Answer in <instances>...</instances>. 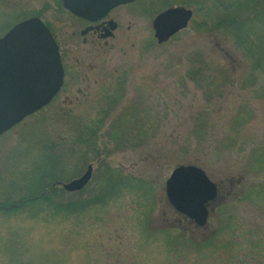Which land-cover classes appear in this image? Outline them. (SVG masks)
<instances>
[{
  "label": "rangeland",
  "instance_id": "rangeland-1",
  "mask_svg": "<svg viewBox=\"0 0 264 264\" xmlns=\"http://www.w3.org/2000/svg\"><path fill=\"white\" fill-rule=\"evenodd\" d=\"M171 6L193 18L158 43L151 21ZM214 8L120 7L118 29L89 59L57 0H0V36L37 16L61 35L64 58L66 43L72 60L95 65L89 83L0 136V264H264V73L222 26L206 27ZM251 24L264 38V20ZM88 164L83 188L64 189ZM179 165L217 185L204 226L166 197Z\"/></svg>",
  "mask_w": 264,
  "mask_h": 264
},
{
  "label": "water",
  "instance_id": "water-1",
  "mask_svg": "<svg viewBox=\"0 0 264 264\" xmlns=\"http://www.w3.org/2000/svg\"><path fill=\"white\" fill-rule=\"evenodd\" d=\"M132 0H62L73 14L96 19L112 7ZM185 6H173L152 19L158 43L185 28L192 16ZM63 83V67L52 34L37 17L13 25L0 36V135L27 115L48 104ZM92 165L78 177L63 183L68 191L79 190L90 180ZM170 204L197 225L207 219L206 204L215 197V184L196 165L175 167L165 182Z\"/></svg>",
  "mask_w": 264,
  "mask_h": 264
},
{
  "label": "flooded vegetation",
  "instance_id": "flooded-vegetation-1",
  "mask_svg": "<svg viewBox=\"0 0 264 264\" xmlns=\"http://www.w3.org/2000/svg\"><path fill=\"white\" fill-rule=\"evenodd\" d=\"M137 1L138 0H134L132 2L117 5L113 8H111L104 16L96 18V19L82 18V17H79V16L72 14L67 9H63V12H65V16H66V20H67L68 25L70 27H72L71 28L72 29V31H71L72 35L74 37L77 36L78 37L77 39L81 38V40H82V44L80 45V48L82 50H85V48H86V50H88L87 52H90L89 55L87 56V58L91 59L93 53H95L96 51H100V49L102 50V46H106L108 44L107 43L108 38L112 37L114 35V32L118 29L120 22H122L123 19L120 18L115 13V11L117 9H119L120 7H126L128 5H133ZM60 2H62V0H57L58 5ZM145 4H143V9H142L143 14H145V11H146V5ZM46 25L48 26V28L50 29L51 33L53 34V36L55 37V39L57 41V44L59 46L60 56H61V62H62L63 68H64V81H63V84H62V86H61V88L57 94H59L61 92L64 93V92L71 90L73 85L75 83H77L78 81L86 83V84L89 83L90 79H89L85 69L86 68L94 69L95 65L91 64V63L89 65H85L84 60H86L87 58L84 59L81 57V55H76V56L73 55V60H72L70 55L67 53L66 43H65V58H64V54H63V44L64 43H63L61 35L49 23H47ZM76 92L80 93V95H82V93H83L81 91V88H76ZM67 97H68V95L65 94L66 99H68ZM215 189H216V194H215V197H216L217 192H218L216 184H215ZM212 200H210L206 204V208L208 211L207 217L209 215V206L208 205ZM177 213L181 216H184L185 219L192 221L196 226H198L196 224V222L194 221V219L189 218L188 216H186L183 213H179V212H177ZM206 222H207V220H206Z\"/></svg>",
  "mask_w": 264,
  "mask_h": 264
},
{
  "label": "trees",
  "instance_id": "trees-1",
  "mask_svg": "<svg viewBox=\"0 0 264 264\" xmlns=\"http://www.w3.org/2000/svg\"><path fill=\"white\" fill-rule=\"evenodd\" d=\"M207 1L210 2L213 8H217L214 9L219 12L220 16L218 14L217 16H215L212 9L207 10L205 16L208 19L206 22L208 25L206 27L209 28L210 26H212V24L222 26L235 38L237 43L244 50H246L247 54L254 62L255 68H259L264 73V38L262 34H257V32L253 30V28L249 27L250 25H252V21L264 20V0ZM120 93L122 95V92ZM119 94L117 95V90L109 93V98H111L110 100L115 101L116 103V101H118ZM81 140L83 141L82 137ZM53 178L54 177L49 178V180H53ZM7 184L11 183L7 182ZM43 184L39 186L37 191L41 189ZM34 196L36 195L34 194ZM7 197H10V195H7ZM31 197L32 195L27 198V200L35 198ZM27 200H24L23 202H26Z\"/></svg>",
  "mask_w": 264,
  "mask_h": 264
}]
</instances>
